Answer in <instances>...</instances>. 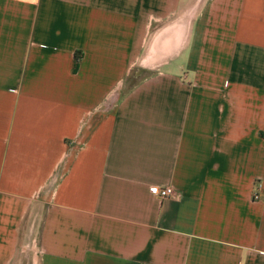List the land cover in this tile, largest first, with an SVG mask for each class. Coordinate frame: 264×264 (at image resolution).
I'll use <instances>...</instances> for the list:
<instances>
[{
    "label": "crops",
    "instance_id": "0c3cea01",
    "mask_svg": "<svg viewBox=\"0 0 264 264\" xmlns=\"http://www.w3.org/2000/svg\"><path fill=\"white\" fill-rule=\"evenodd\" d=\"M0 264H264V0H0Z\"/></svg>",
    "mask_w": 264,
    "mask_h": 264
},
{
    "label": "built area",
    "instance_id": "2783aa9c",
    "mask_svg": "<svg viewBox=\"0 0 264 264\" xmlns=\"http://www.w3.org/2000/svg\"><path fill=\"white\" fill-rule=\"evenodd\" d=\"M151 193L160 198H167L175 194V189L172 186H166V187L152 186ZM259 197L260 195L258 193L253 195L254 199H259Z\"/></svg>",
    "mask_w": 264,
    "mask_h": 264
}]
</instances>
